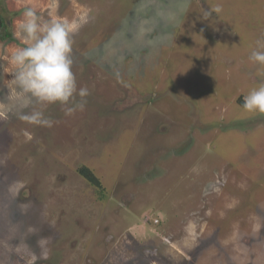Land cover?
<instances>
[{"label":"rangeland","instance_id":"374dc122","mask_svg":"<svg viewBox=\"0 0 264 264\" xmlns=\"http://www.w3.org/2000/svg\"><path fill=\"white\" fill-rule=\"evenodd\" d=\"M184 2L5 0L0 264H264V113L242 107L264 83L249 60L264 0ZM29 7L78 25L90 94L71 116L45 106L51 127L19 120L11 91Z\"/></svg>","mask_w":264,"mask_h":264},{"label":"clouds","instance_id":"9594fccd","mask_svg":"<svg viewBox=\"0 0 264 264\" xmlns=\"http://www.w3.org/2000/svg\"><path fill=\"white\" fill-rule=\"evenodd\" d=\"M221 11L222 7L216 5L204 10L202 16L207 20L213 13ZM77 27L75 22L45 21L31 7L24 10L19 29L25 46L15 48L10 57L14 69L10 84L20 109L19 120L51 127L53 120L45 115V106L59 104L67 116L84 109L90 93L87 87H77L72 71V35ZM249 60L264 70V38L255 41ZM242 107L248 112L264 113V83L249 90L243 97Z\"/></svg>","mask_w":264,"mask_h":264},{"label":"trees","instance_id":"16d2710c","mask_svg":"<svg viewBox=\"0 0 264 264\" xmlns=\"http://www.w3.org/2000/svg\"><path fill=\"white\" fill-rule=\"evenodd\" d=\"M184 1H185L184 7H187V4L189 2L188 0H184ZM10 16H11V13H9L6 7L5 0H0V42L10 41L13 39L11 25H10V22L8 21V17ZM77 172L79 176H82L83 178H85L91 185L96 187L99 191H103L104 188L102 187L100 180L97 178L95 173H93V171L90 170L88 167H85V166L80 167L77 170Z\"/></svg>","mask_w":264,"mask_h":264}]
</instances>
